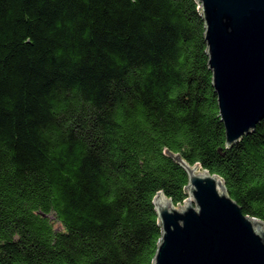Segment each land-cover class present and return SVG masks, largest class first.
<instances>
[{"label": "trees", "instance_id": "obj_1", "mask_svg": "<svg viewBox=\"0 0 264 264\" xmlns=\"http://www.w3.org/2000/svg\"><path fill=\"white\" fill-rule=\"evenodd\" d=\"M197 0H0V264H153L174 158L264 222V120L226 146Z\"/></svg>", "mask_w": 264, "mask_h": 264}, {"label": "water", "instance_id": "obj_2", "mask_svg": "<svg viewBox=\"0 0 264 264\" xmlns=\"http://www.w3.org/2000/svg\"><path fill=\"white\" fill-rule=\"evenodd\" d=\"M209 66L233 147L264 120V0H197ZM188 174V199H154L162 236L153 264H264V222L244 214L220 177L174 157Z\"/></svg>", "mask_w": 264, "mask_h": 264}]
</instances>
